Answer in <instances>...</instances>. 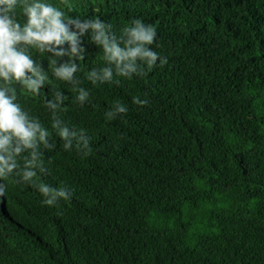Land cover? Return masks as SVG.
Here are the masks:
<instances>
[{"label":"trees","instance_id":"16d2710c","mask_svg":"<svg viewBox=\"0 0 264 264\" xmlns=\"http://www.w3.org/2000/svg\"><path fill=\"white\" fill-rule=\"evenodd\" d=\"M44 2L116 36L141 19L168 62L93 84L88 74L107 65L86 33L74 92L33 53L50 82L38 96L17 86V102L54 145L35 179L71 198L47 206L37 188L0 178V264H264V0ZM57 90L60 119L90 138L87 157L51 126ZM117 102L128 111L108 120Z\"/></svg>","mask_w":264,"mask_h":264},{"label":"clouds","instance_id":"9594fccd","mask_svg":"<svg viewBox=\"0 0 264 264\" xmlns=\"http://www.w3.org/2000/svg\"><path fill=\"white\" fill-rule=\"evenodd\" d=\"M67 3V0H63ZM22 15L23 21L18 19ZM132 26L126 27L120 36L109 32L99 18L81 19L65 17L56 5L44 0H0V178L15 175L17 183H28L37 188L44 197L42 203L56 205L60 200H68L71 193L66 188H52L38 183L37 171H44L41 160V148H52L49 131L41 122L30 115L17 102V86L28 93L38 96L49 81L48 73L42 63L35 61L33 53H47L52 76L62 82H68L77 92L80 81L74 76L79 65L76 61L84 58L86 48L83 37L90 33L91 42L103 51L107 67L98 74L92 70L87 79L93 84L112 82L118 77L131 79L132 76H145L156 66L167 64V57L160 56L150 46L156 38L155 29L141 19H133ZM68 44V48L63 45ZM68 57L67 62L59 64L61 57ZM54 99L46 101V107L52 113V128L63 141V148L75 147L87 157L91 153L90 138L83 130L77 132L59 117L63 103V93H53ZM89 93L79 88L77 100H87ZM137 105H147L148 101L138 96L132 98ZM125 105L117 102L105 115L108 120L127 113ZM23 160L21 166L20 160ZM6 186L0 184V196Z\"/></svg>","mask_w":264,"mask_h":264}]
</instances>
